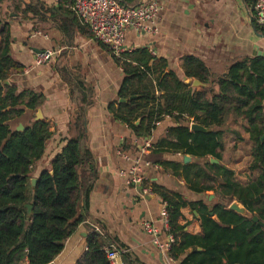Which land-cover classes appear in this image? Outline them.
<instances>
[{"label":"crops","instance_id":"1","mask_svg":"<svg viewBox=\"0 0 264 264\" xmlns=\"http://www.w3.org/2000/svg\"><path fill=\"white\" fill-rule=\"evenodd\" d=\"M61 1L6 0L0 8V17L10 31L11 55L25 67L9 82L19 94L33 92L43 97L35 112L26 111L9 126L25 129L39 120L50 124L51 137L42 160L33 168L32 180H38L44 170L52 172L53 160L71 140L80 139L83 149L94 157V177L90 178L88 167L81 171L85 188L79 215L84 221L52 264H77L88 251L87 240L94 233L104 238L107 249L122 251L114 264H178L155 246L153 237L143 228V223H152L159 231L160 243L167 242L160 219L164 202L157 191L180 193L190 203L206 199L207 195L210 203L213 192L194 194L188 189L183 168L175 170L172 165L147 160L176 121L166 118L149 136L139 137L130 124L116 117L118 105L122 104L120 93L126 80L131 91H152L159 78L171 71L193 88L195 80H187L181 68L186 57L200 59L211 75L208 86L194 88H210L212 93H218L216 81L233 65L264 58V27L255 24L254 0H129L130 6L157 1L162 10L157 33L130 29L119 57L96 42L91 33L86 34L74 13L73 1L62 6ZM31 4L49 8L50 14L40 11L34 16L24 15L23 7ZM44 52H50L52 57L38 66L36 58ZM141 121L140 118L135 124L139 126ZM246 127L242 120L225 114L219 128L225 132L224 151L229 149V136L237 138L232 142L234 146L250 142ZM147 142L151 148L143 153ZM165 150L164 163L183 167L202 161L172 148ZM186 156L191 158L188 163ZM137 161V174L152 190L145 197L131 174ZM180 224L189 234L202 232L201 217L191 206L182 210Z\"/></svg>","mask_w":264,"mask_h":264},{"label":"trees","instance_id":"2","mask_svg":"<svg viewBox=\"0 0 264 264\" xmlns=\"http://www.w3.org/2000/svg\"><path fill=\"white\" fill-rule=\"evenodd\" d=\"M5 1L0 0V8ZM72 1L62 0L60 5ZM121 1L126 5L130 2ZM40 11L50 14L49 8L39 4L23 7L28 17ZM181 68L187 80L211 83L209 70L200 59L186 57ZM24 70L11 55L10 31L0 17V264H52L84 221L79 215L85 188L81 171L88 167L92 178L96 170L94 157L83 149L81 140H71L53 160L52 172L44 170L36 186H32L33 168L45 154L51 131L50 124L42 120L21 132L9 126L26 111L35 112L43 102L39 94H19L14 85L5 84ZM128 83L126 80L120 98H137L119 104L116 117L130 124L139 137L149 136L166 118L176 121L147 160L172 165L175 170L183 168L190 192H213L216 198L209 203L207 195L206 199L190 203L180 193L157 191L162 202L167 203L170 234L175 238L170 257L178 264H264V229L228 209L237 201L264 222V58L233 65L216 81V94L210 88L197 91L172 71L145 93L129 90ZM227 113L247 124L245 132L254 145L250 170H259L260 174L246 185L240 184L234 171L222 164L225 132L219 128ZM193 123L212 131L192 132ZM237 137L243 141L239 134ZM167 148L202 161L183 167L164 163ZM212 160L219 163L213 164ZM27 206L33 208L31 215ZM188 206L201 217L200 234H189L180 224L182 210ZM211 212L218 221L210 216ZM87 245L88 251L77 264H111L102 236L91 234ZM189 249H193L190 254Z\"/></svg>","mask_w":264,"mask_h":264},{"label":"built area","instance_id":"3","mask_svg":"<svg viewBox=\"0 0 264 264\" xmlns=\"http://www.w3.org/2000/svg\"><path fill=\"white\" fill-rule=\"evenodd\" d=\"M73 9L80 24L89 29L93 39L107 47L118 57L124 52L125 35L130 29L143 34L157 33V19L162 10L157 1L141 6H130L121 0H74ZM253 11L256 25L264 27V0H255ZM51 57L50 52L41 53L36 58V64L41 66L50 61ZM150 148L151 146L147 142L143 153H146ZM139 164L140 161H137L131 174L135 185L142 186L141 194L145 197L151 195L152 190L148 185H145L144 179L137 174ZM160 217L168 238L165 244H161L158 240L159 231L152 223H143V228L147 235L153 237L155 246L169 253L175 243V238L170 234L167 203L165 202ZM105 253L110 263L114 264L121 256L122 251L105 249Z\"/></svg>","mask_w":264,"mask_h":264},{"label":"rangeland","instance_id":"4","mask_svg":"<svg viewBox=\"0 0 264 264\" xmlns=\"http://www.w3.org/2000/svg\"><path fill=\"white\" fill-rule=\"evenodd\" d=\"M238 128L241 129L242 132H244V129L238 125ZM226 129V128H225ZM238 141L235 136H229L228 139V147L229 149L223 152V161L222 164L226 165L230 169L234 171L235 179L242 185H246L249 182L256 179L260 171H251L250 168L253 163V143L246 141V142H240L238 145H233V141ZM210 195H215L214 193ZM215 198L212 199L214 201Z\"/></svg>","mask_w":264,"mask_h":264},{"label":"water","instance_id":"5","mask_svg":"<svg viewBox=\"0 0 264 264\" xmlns=\"http://www.w3.org/2000/svg\"><path fill=\"white\" fill-rule=\"evenodd\" d=\"M262 56L264 57V55H262ZM5 84L9 85L10 82H6ZM198 86L206 87L208 85L202 84L199 81L195 80L193 82V87H198ZM136 98H137V96L136 97H131L130 99H122V100H120V103H128L130 100H133V99H136ZM39 119H41V115L40 114H39ZM16 131H18V132L24 131V127L20 126ZM191 131L195 132V133H199V132H201V133H209L212 130L211 129H206V128H204L201 125L193 123L191 125ZM184 160H185V163H188V162H190L191 158L189 156H186ZM211 162L213 164H218L219 163V161H217V160H212ZM37 181H38L37 179H34L32 181V186L33 187L36 186ZM212 197L214 198V196H212ZM27 208H28L29 214L31 215L32 214V210H33L32 206H27ZM228 209L230 211H232V212H235V213L243 216L246 219H251L253 223L258 224L260 227H262L264 229V222L260 221L259 217L253 216L241 203H239L237 201H234L232 204H230ZM195 214H197V213H195ZM210 216L213 217V219L215 221H218L217 217L214 216L213 212L210 213ZM198 250L202 251V249H198ZM187 252H188V254H190V253L193 252V249H189Z\"/></svg>","mask_w":264,"mask_h":264}]
</instances>
